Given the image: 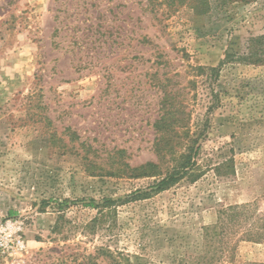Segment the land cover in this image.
I'll list each match as a JSON object with an SVG mask.
<instances>
[{"label":"rangeland","instance_id":"obj_1","mask_svg":"<svg viewBox=\"0 0 264 264\" xmlns=\"http://www.w3.org/2000/svg\"><path fill=\"white\" fill-rule=\"evenodd\" d=\"M256 36L264 0H0V226L24 242L0 264H110L105 248L121 264H197L202 228L236 204L250 217L215 264H264V240H243L264 226V64L230 62L216 79L194 68ZM166 99L191 131L206 120L201 175L126 201L183 151L154 146ZM224 161L234 174L217 178ZM146 162L159 175L129 176ZM89 198L117 200L114 217L92 229Z\"/></svg>","mask_w":264,"mask_h":264},{"label":"trees","instance_id":"obj_2","mask_svg":"<svg viewBox=\"0 0 264 264\" xmlns=\"http://www.w3.org/2000/svg\"><path fill=\"white\" fill-rule=\"evenodd\" d=\"M263 36L250 37L246 43V49L240 53L225 52L224 58L214 67H194L198 72V75H204L210 78H217L219 76L222 66L230 62L239 63H251V64H264V49H261V41ZM211 98H213L212 104L207 107L206 113H209L214 108L213 104H218L219 96L217 92H214L213 88L210 89ZM164 100L162 102L159 118L154 122L153 127L157 134L154 142L157 153H165L169 149H173L174 145L182 144L183 151H180L177 157H173L172 167L166 171L162 176L154 179L150 185H148L147 190H136L135 192L127 195L126 201L135 199H144L152 194L164 191L171 186L178 183L180 180L187 179L189 181H195L201 175L198 170V165L196 161L197 154L200 150V133L204 129L205 123H200L195 131H191L188 125L189 113L185 112L181 105L176 106L172 102ZM47 120V118H45ZM52 137V135H51ZM182 142V143H181ZM165 150V151H163ZM172 153V152H170ZM129 168V176L133 178L139 177H152L159 175L156 171L158 166L152 162H146L140 166ZM234 174V169L228 161H224L219 165L214 167V175L217 178H229ZM90 204L96 208L97 215L90 221L92 229L96 225H100L101 218L107 214H111L112 218L116 214V203L117 200L111 198H103L100 202H97L89 198ZM48 204L43 201V206ZM59 210H62L61 208ZM106 211V212H105ZM106 213V214H105ZM250 213V205L240 204V205H228L225 207H220L217 211L216 221L210 225H206L202 228V235L206 242L205 251L199 253L195 257V262L197 264H215L222 259L227 248L224 242L225 236L231 232L234 227H237L242 222L246 221ZM256 222H254L255 225ZM93 225V226H92ZM257 227V228H255ZM243 240L258 242L264 240V226H253L249 229ZM234 249V247H232ZM101 256L108 261L110 264H121L108 248L101 249L99 252ZM99 256V254H98ZM97 256L91 258L87 261L88 264H98L94 259ZM128 257H123V262H128Z\"/></svg>","mask_w":264,"mask_h":264},{"label":"built area","instance_id":"obj_3","mask_svg":"<svg viewBox=\"0 0 264 264\" xmlns=\"http://www.w3.org/2000/svg\"><path fill=\"white\" fill-rule=\"evenodd\" d=\"M14 232L13 226L9 223L0 226V254L10 256L24 248L21 236L14 237Z\"/></svg>","mask_w":264,"mask_h":264}]
</instances>
